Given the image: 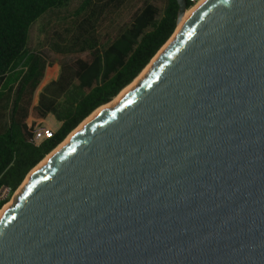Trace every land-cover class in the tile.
Wrapping results in <instances>:
<instances>
[{
    "label": "water",
    "instance_id": "obj_1",
    "mask_svg": "<svg viewBox=\"0 0 264 264\" xmlns=\"http://www.w3.org/2000/svg\"><path fill=\"white\" fill-rule=\"evenodd\" d=\"M155 57L15 194L0 264H264V0H206Z\"/></svg>",
    "mask_w": 264,
    "mask_h": 264
},
{
    "label": "trees",
    "instance_id": "obj_2",
    "mask_svg": "<svg viewBox=\"0 0 264 264\" xmlns=\"http://www.w3.org/2000/svg\"><path fill=\"white\" fill-rule=\"evenodd\" d=\"M177 16V0H0V187L15 194L71 132L133 83L175 32ZM55 65L58 76L48 79ZM49 115L59 126L36 144Z\"/></svg>",
    "mask_w": 264,
    "mask_h": 264
},
{
    "label": "bare ground",
    "instance_id": "obj_3",
    "mask_svg": "<svg viewBox=\"0 0 264 264\" xmlns=\"http://www.w3.org/2000/svg\"><path fill=\"white\" fill-rule=\"evenodd\" d=\"M206 0H201L199 1L195 6H193L191 9H189L188 11L185 12L182 20L180 21L178 27L176 28V31L174 32V34L172 35V37L168 40L167 44L169 42H171L173 40V38L176 36V34L181 30L183 24L185 23V21L205 2ZM166 44V45H167ZM165 45V46H166ZM165 46L160 50V52L165 48ZM156 57H154L151 62L148 64V66L142 71V73L133 81V83H131L129 86H127L124 90L121 91V93L114 99L112 100L110 103L98 108L96 111H94L88 118H86L73 132H71L68 137L58 146L56 147L49 155H47L33 170L30 171V173L27 175L25 181L23 182V185L20 187L19 191L17 192V194L22 190V188L24 187V185L26 184V182L28 181L29 177L36 171L38 170L40 167H42L64 144H66L68 142V140L73 136V134L80 130L84 124L86 122H88L96 113H98L100 110H102L103 108H110L112 107L119 98H121L123 96V94L130 90L138 81L140 78H142V76L148 71V69L152 66L153 61L155 60ZM44 130V129H43ZM12 205V201L9 202L8 204H6L2 210H0V217L3 214V212L9 208Z\"/></svg>",
    "mask_w": 264,
    "mask_h": 264
},
{
    "label": "built area",
    "instance_id": "obj_4",
    "mask_svg": "<svg viewBox=\"0 0 264 264\" xmlns=\"http://www.w3.org/2000/svg\"><path fill=\"white\" fill-rule=\"evenodd\" d=\"M190 4H191V7L189 8V9H191L193 6H195L199 1H201V0H187ZM188 9V10H189ZM188 10H186V11H188ZM41 128V127H40ZM37 129L36 130V132H35V134H34V138H33V141H34V143H36V144H39L44 138H46V137H43V132L41 131V129ZM14 196H15V194H13V195H10V189L8 188V187H5V186H2V187H0V203H2V202H4V201H6V200H8L3 206H2V208L6 205V204H8L9 202H11L12 200H13V198H14ZM2 208L0 209V210H2Z\"/></svg>",
    "mask_w": 264,
    "mask_h": 264
},
{
    "label": "rangeland",
    "instance_id": "obj_5",
    "mask_svg": "<svg viewBox=\"0 0 264 264\" xmlns=\"http://www.w3.org/2000/svg\"><path fill=\"white\" fill-rule=\"evenodd\" d=\"M38 37V33H35V37L34 39L36 40L35 42V47L36 49H38L37 47V38ZM49 74H51V72H54V78H57L58 73H59V66L55 65L52 68H49ZM114 100V99H113ZM59 124L56 122V120L53 118V116L49 115L43 122L42 126H41V131L43 132V137H46L49 133L54 132L57 128H58ZM44 129V130H43ZM22 186V185H21ZM20 186V187H21ZM19 187V189H20ZM19 189L17 190V192L19 191ZM17 194V193H15Z\"/></svg>",
    "mask_w": 264,
    "mask_h": 264
},
{
    "label": "crops",
    "instance_id": "obj_6",
    "mask_svg": "<svg viewBox=\"0 0 264 264\" xmlns=\"http://www.w3.org/2000/svg\"><path fill=\"white\" fill-rule=\"evenodd\" d=\"M49 70V69H48ZM47 70V72H46V75H47V73H48V75H47V78L48 79H56V78H54V72H51V74H49V71Z\"/></svg>",
    "mask_w": 264,
    "mask_h": 264
}]
</instances>
